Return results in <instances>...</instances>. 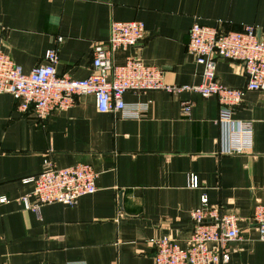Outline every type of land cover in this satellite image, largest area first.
<instances>
[{"label": "crops", "instance_id": "1", "mask_svg": "<svg viewBox=\"0 0 264 264\" xmlns=\"http://www.w3.org/2000/svg\"><path fill=\"white\" fill-rule=\"evenodd\" d=\"M114 21L144 25L142 41L117 52L115 65L135 57L161 69L167 85H199L203 67L187 51L191 25L222 33L250 25L264 38V0H0V51L28 73L55 49L57 75L82 80ZM215 75L227 88L245 84L236 62L217 61ZM123 101L147 109L140 118L101 114L93 97L81 96L40 122L0 94V197L7 199L0 204V264H153L155 240L186 247L190 212L203 195L238 218L241 239L227 246L228 264H264V242L250 224L254 207L264 206V93H245L234 111L253 133L251 153L239 156L222 154L215 97L150 91L127 92ZM184 101L192 104L187 117ZM46 159L58 169L91 166L96 192L74 206L24 210L19 199L33 186L23 180L38 175ZM190 175L197 189L188 188Z\"/></svg>", "mask_w": 264, "mask_h": 264}, {"label": "built area", "instance_id": "2", "mask_svg": "<svg viewBox=\"0 0 264 264\" xmlns=\"http://www.w3.org/2000/svg\"><path fill=\"white\" fill-rule=\"evenodd\" d=\"M257 32L255 27L247 25L238 32L222 33L217 27L194 22L188 33L187 51L194 62L203 67L202 83L176 86L167 85L161 69L146 65L139 58L127 57L122 65L114 64L117 52L127 51L144 37L143 23L114 21L110 24L108 40L94 46L90 74L82 80L57 75L55 49H48L44 63L28 73L0 51V94L10 95L19 113L30 112L40 122L53 113L70 109L81 96L93 97L96 110L101 114L122 113L133 118H140L147 104L127 107L123 101L127 92L163 91L171 95L189 92L204 99L215 97L219 104L217 121L225 128L222 154L248 155L253 143L251 125L236 121L233 114L243 102L245 93H264V38L258 37ZM57 41L61 42V38ZM219 60L241 65L245 77L242 88H227L217 82L215 67ZM191 108V102H182V115L189 116ZM97 176L87 164L58 169L46 159L38 175L23 180L24 184H32L33 189L19 202L24 210L35 214L44 205L74 206L81 197L96 192ZM187 186L197 189V177L190 175ZM31 198L35 202L31 203ZM5 203L7 199L0 197V204ZM190 217L193 229L186 247H180L168 237L155 240L153 264H228L227 246L241 239L237 216L221 212L203 195L200 206L190 212ZM250 224L259 240L264 242L263 205L254 207Z\"/></svg>", "mask_w": 264, "mask_h": 264}, {"label": "water", "instance_id": "3", "mask_svg": "<svg viewBox=\"0 0 264 264\" xmlns=\"http://www.w3.org/2000/svg\"><path fill=\"white\" fill-rule=\"evenodd\" d=\"M257 36L260 37L259 33L257 32Z\"/></svg>", "mask_w": 264, "mask_h": 264}]
</instances>
